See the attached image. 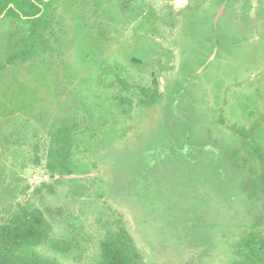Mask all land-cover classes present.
<instances>
[{
	"label": "rangeland",
	"instance_id": "rangeland-1",
	"mask_svg": "<svg viewBox=\"0 0 264 264\" xmlns=\"http://www.w3.org/2000/svg\"><path fill=\"white\" fill-rule=\"evenodd\" d=\"M145 1L157 16L143 26L140 34L146 36L145 42L151 45L154 53H173L170 59L159 58L161 65L169 69L159 68L154 63L155 56L148 60L144 68L128 63V56L135 46L134 23L119 26L104 41H91L99 54L96 63L88 65V68L73 63V40L69 36L73 21L65 22L64 14L72 16L76 11L73 12V8H59L56 13L60 20L58 45L49 68L42 63H34L31 67H34L33 70L26 76L10 68L0 75V110L3 107L9 109L6 115L0 112V120H3L2 126L11 119L13 123L2 129L10 144L1 146L2 151L5 146L7 150L0 154V167L14 171L18 179L19 192L16 196L19 200H30L44 213L51 225L50 239L61 246H69L71 250L63 255L55 252L50 244H45L37 249L42 257L55 259L59 264H94L101 243L123 228L132 239L142 264H233L237 260L236 243L250 232L247 223L251 217L247 209L245 212L239 210L240 204H231L233 201L230 203L227 198L223 199L221 206L218 201H222V197L218 195L210 202L200 197L208 209L207 214L203 215V222L208 227L199 228L200 234L205 237L201 240L197 238L198 233L191 229L187 231L189 222L181 221L180 214H171L172 219L166 220L158 210L150 211L149 205L146 207L132 200H124L112 188L113 168L116 170L119 166L115 162L118 159L121 161V157L117 151L113 157V154L104 157V153L100 154L97 150L101 133L107 131L106 128L98 132L100 123L94 118L98 112L106 117V122L115 123L118 133L125 129L124 141H120V144L136 141L139 134L153 128L157 118L155 114L160 112L159 107L151 110L139 107V88L155 85L163 92L177 75L184 40L180 25L171 29L165 22H169L168 13L178 12L189 2ZM262 7L258 0H232L229 17L240 24L243 17L248 16L255 32H261L264 18L259 12L264 10ZM101 21L106 22L105 19ZM261 47L264 48V43H261ZM1 48L2 45L0 62L4 56ZM255 48L260 49V46L255 45L248 50L251 58L257 54ZM54 72H59V75ZM116 95L131 102V114L127 118H123L124 109L119 106ZM83 114L93 119L86 130L77 131L71 149L73 163L78 170L73 168L64 175L51 173L47 162L53 152L51 145L56 128L65 124L69 134H72V128L80 124V115ZM198 115L202 123L198 122L195 129H206L210 124H205V110L201 109ZM210 128L213 137L224 135L223 129ZM254 141L264 156V124L256 132ZM202 179L203 187L209 194L212 179ZM25 186H28V194L21 197L20 191ZM37 189L39 192L36 193ZM213 201L218 204L215 205ZM258 213L254 211V214ZM261 229L264 235V228Z\"/></svg>",
	"mask_w": 264,
	"mask_h": 264
},
{
	"label": "flooded vegetation",
	"instance_id": "flooded-vegetation-1",
	"mask_svg": "<svg viewBox=\"0 0 264 264\" xmlns=\"http://www.w3.org/2000/svg\"><path fill=\"white\" fill-rule=\"evenodd\" d=\"M40 1L48 3L50 0ZM186 1L189 2L188 5L178 12L168 13L169 22H165L171 29L180 25V34L184 40L177 75L165 86L163 92L155 85L141 87L138 91L139 107L147 110L159 107L160 112L155 114L157 118L152 130L150 128L149 132L139 134L136 141L122 145L120 141H124L125 129L122 128L118 133L115 123L106 122V117L98 112L94 116L97 118L96 122L100 123L98 132L101 133L106 128L107 131L101 133L97 150L100 154L104 153V157L112 154L113 157L116 151H134L145 157V167L147 171H152L149 172V180L144 182V186L141 181L137 183V196L118 192L124 200L135 201L141 206L149 205L152 212L158 210L166 220H171L170 215L174 213L188 216L190 214L185 211L196 213L194 209L200 205L198 210L203 211V216L208 209L204 202L195 197L197 190L199 197L203 196L208 202L215 200L216 195L221 196L222 201H218L221 206L225 198L229 202L233 201L231 204L238 202L241 208L239 210L245 212L247 209L250 215L248 205L251 201L255 204L254 208L256 207L253 213L262 209L264 204L263 190L257 198H250L252 190L244 189L247 185L264 189V156L254 141L256 132L264 124V48L261 47V43H264V21L261 24L263 30L255 32L248 16H244L240 24L229 17L232 0ZM33 2L42 13L44 7L40 2ZM258 2L264 8V0ZM7 8L14 7L9 4ZM59 8H73V12L76 11L72 16L64 14L65 22L73 21L69 29V36L73 40V63L83 68L96 63L99 54L91 41H104L119 26L134 23L132 29L135 46L128 56V63L144 68L148 60L155 56L157 58L154 63L159 68L169 69L161 65L159 58L161 56L170 59L173 53H154L151 45L145 42L146 36L140 34L143 26L157 16L156 11L145 0H58L51 8L48 24L53 38H48L43 46H38L39 49H32L26 61L17 56V53L23 47L20 40L26 34L28 25L18 20L3 19V15H0V45L4 52L0 62V75L10 68L19 70L18 73L26 76L33 70L34 67H31L34 63H42L49 68L51 58L56 56L55 49L58 45L60 20L56 13ZM259 14L264 18V10ZM20 17L23 20L34 18ZM104 19L106 22L101 21ZM186 21L189 24L188 31L185 30ZM255 45H259L260 49L255 48L257 54L251 58L252 54L248 50ZM54 73L59 75V72ZM122 87L126 88L125 85ZM150 97L155 98V103L150 106L142 105L140 99L146 101ZM115 99L124 109L123 118H127L131 114V102L119 95ZM201 109L206 112L205 124L210 125L206 129H195L198 122L202 123L198 115ZM0 112L1 115H6L9 109L3 107ZM80 116V124H75L76 128L72 131L74 140L77 131L86 130L93 119L88 114ZM2 121L1 119L0 154L7 150L5 146L2 151L1 146L10 144L2 129L11 124L12 119L4 126ZM245 125L251 126L246 128ZM64 126L65 124L58 126L55 131ZM213 126L223 129L224 135L213 137L210 128ZM168 163L174 164L178 171L189 173L191 182L185 185L186 197L175 194L179 186L176 181L174 184L178 185L177 189L173 183L158 185L161 181H155L158 176L161 177L164 164ZM113 172L112 188H116L114 168ZM195 174L212 179L211 182L208 181L212 186L209 194L203 187V179L197 184L198 188L195 187ZM216 184L219 189L215 188ZM115 191L117 192L116 189ZM213 203L215 204L214 201Z\"/></svg>",
	"mask_w": 264,
	"mask_h": 264
},
{
	"label": "trees",
	"instance_id": "trees-1",
	"mask_svg": "<svg viewBox=\"0 0 264 264\" xmlns=\"http://www.w3.org/2000/svg\"><path fill=\"white\" fill-rule=\"evenodd\" d=\"M36 1H39L44 7L42 13L33 0H0V15H3V19L18 20L28 25L26 34L22 35L20 40L23 47L17 53V56H20L24 61L27 60L32 49H39L38 46H43L48 38H53L48 24L51 8L58 0H50L48 3ZM9 4H12L14 8H7ZM36 15L39 16L35 17ZM20 16L34 18L23 20ZM185 28L188 31L189 24ZM140 101L142 105L150 106L155 103V98L150 97L146 101L142 98ZM53 137L51 145L53 152L49 155L47 162L50 172L64 175L69 174L73 168L78 170L73 163L74 155L71 152L75 141L73 134H69L68 127L65 125L57 129ZM117 153L121 157V161L118 159L116 160L117 163L115 162V165L119 164V166L116 167L114 180L116 188L115 186L114 188L120 193L125 192L127 196H137V183L141 181V185L144 186V182L149 180V172L152 170L148 167L150 170L147 171L145 157L142 154L134 153V151H119ZM35 160L38 163L36 156ZM176 169L174 164H164L161 177L158 176L155 181H161L158 182V185L160 183L174 184L176 181L179 186L177 185L178 191L175 194L179 197H186L187 188L185 185L191 182V177L187 171ZM15 176L14 171L5 166L0 167V264H59L55 259L42 257L37 249L45 244H50L55 252L63 255L69 254L71 250L69 251V246H61L59 242L50 239L51 225L40 209L32 205L28 199L21 198L19 200L16 196V193L19 192L16 184L18 179ZM200 179L202 177L195 174L194 184L196 188H198L197 184L201 182ZM177 186L175 185L174 188L177 189ZM247 186L244 189L252 190V194L249 195L250 198H257L259 192L264 191L260 186ZM215 188L219 189V185L216 184ZM28 191V186H25L20 191L21 197H26ZM37 192H39L38 189ZM199 194L197 190L195 197L203 202L200 200ZM248 206L251 221L247 223V228L250 229V232L236 243L235 256L237 260L233 264H264V235L261 229L264 228V204L263 208L258 211L259 213L255 215L253 213V209L256 208H254L255 204L251 201ZM200 207L201 205L194 209L197 211L196 213L185 211L186 214L189 213L190 215L179 217L181 221L189 222V225H186L187 231L193 230L198 233L197 238L202 240L205 237L200 234L199 228L205 229L208 226L203 222V211L198 210ZM94 264H142V262L127 231L119 228L101 243L98 259L95 260Z\"/></svg>",
	"mask_w": 264,
	"mask_h": 264
}]
</instances>
